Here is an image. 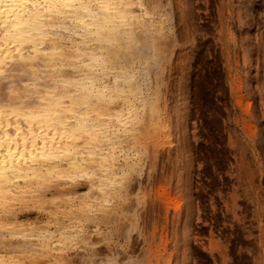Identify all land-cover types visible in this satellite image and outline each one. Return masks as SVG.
Wrapping results in <instances>:
<instances>
[{
	"label": "rangeland",
	"instance_id": "1",
	"mask_svg": "<svg viewBox=\"0 0 264 264\" xmlns=\"http://www.w3.org/2000/svg\"><path fill=\"white\" fill-rule=\"evenodd\" d=\"M191 3L196 56L181 69L184 61L174 52L190 51L191 43L173 14L161 40L166 58L159 70L152 66V91L145 93L154 96L159 117L136 127V166L126 167L128 175L99 211L83 205L91 204L90 179L51 181L23 210L16 206L13 223L56 235L65 227L77 238L64 247L55 243L50 253L22 246L29 251L20 256L12 248L23 241L8 240L0 247L3 260L264 264V0ZM30 78L11 74L0 84V96L7 83L28 88Z\"/></svg>",
	"mask_w": 264,
	"mask_h": 264
},
{
	"label": "bare ground",
	"instance_id": "2",
	"mask_svg": "<svg viewBox=\"0 0 264 264\" xmlns=\"http://www.w3.org/2000/svg\"><path fill=\"white\" fill-rule=\"evenodd\" d=\"M8 3L9 0H4L3 5H0V22L4 25L0 27V70L5 74L0 76V84L10 77L9 74H19L25 67L36 68L37 71L35 78L29 79L28 88L21 85L14 88L11 85L12 89H15L12 103L0 104V158L7 156L9 146L15 153L18 143L22 149L25 140L31 142L33 139L38 146L46 148L47 153L59 155L61 158L58 161L43 162V167L37 165L35 179L27 181L29 188L40 195L49 182L63 181L54 178L57 174L68 175L74 172L75 169L69 162L77 161L78 167L91 177L90 189L93 191H90L93 193L92 198L88 199L91 204L83 205L89 209L96 205L99 211L101 203L111 200L110 196L115 187L128 175L126 167L132 168L137 164L131 163L132 154L138 157L140 150L136 127L147 121L152 123L154 117H159L157 106L153 105L154 96H145V93L152 89L151 72H155L151 70L152 66L159 70L161 62L164 61L162 57L166 56L161 40L165 38L164 30L168 29L166 26L173 20L172 17L175 16L178 26L182 23L181 27L186 29L187 41L191 43L190 51L179 49L174 52L176 59L178 57L184 61V67L181 69L186 71L189 60L196 56V51H191L199 46L191 0H153L151 3H146L145 0H124L125 7L105 13L110 19L104 24L91 15L97 11L95 8L87 12L82 9H63L64 17H54V20L59 22L58 26L49 27L53 22L45 21L42 31L36 28L30 35L22 33V30L15 26L11 31L8 30L9 24L15 25L22 18L21 15L9 13ZM27 12L28 9H25L23 15L26 16ZM44 15L47 16L48 13L45 12ZM81 20L83 23H80ZM15 33L21 35L17 37ZM173 45L176 46L177 43ZM148 59L153 64L148 62ZM139 60L142 61L140 68L135 66V61ZM158 78L156 77V80ZM157 83L160 82L157 80ZM185 84L181 83L182 90ZM105 85L108 86V92L98 95ZM114 87L119 89L115 95L112 91ZM161 87L159 86L160 89ZM160 89L157 92L161 91ZM26 93L39 95V100L31 112H25L18 107L20 98ZM116 96L120 98L116 99ZM85 104L86 107L83 106ZM57 111L61 113V118L55 124L39 118ZM26 116L33 118L26 120ZM77 120L87 121V127L90 130L95 128L98 132L97 140L87 149L83 147L79 135L71 138L70 134L65 132V126L70 133L77 126ZM85 160L90 163H79ZM119 161H122V166ZM49 173L53 175L49 176ZM28 174V167H21L15 183L24 185L23 177ZM5 175L7 176V173ZM9 187L14 188L15 185H8L6 182V200L24 199V203H27L35 197L10 195ZM169 202L168 198L167 203ZM15 217H4L0 224L16 235L26 234L29 237L28 240H22L23 245L18 244L12 248L13 253L19 254L18 256L29 251L22 250V246H38L37 249L50 253L57 249V243L58 246H67L72 237H75L65 227L59 229V234L56 235L44 229L36 230L34 226H21L16 224L17 222L13 223L12 218ZM6 244L3 241L0 247ZM16 258L10 257L9 261L12 264H21L19 260L14 261Z\"/></svg>",
	"mask_w": 264,
	"mask_h": 264
},
{
	"label": "snow or ice",
	"instance_id": "3",
	"mask_svg": "<svg viewBox=\"0 0 264 264\" xmlns=\"http://www.w3.org/2000/svg\"><path fill=\"white\" fill-rule=\"evenodd\" d=\"M4 0H0V5H3ZM124 0H9L7 4V9L11 15H21L22 18L19 19L15 25L9 24L8 30L15 26L22 30V33L31 34L33 29L39 28L41 31L44 29V22L45 21H52L53 23L48 25L49 27L58 26L59 22L54 20V17H64L65 13L62 11L63 9H82L84 11H89L92 8H95L97 11L92 12L91 15L99 20L102 24L107 23L110 19V16L105 15V13H110L112 11L118 10L120 8L125 7ZM28 9V12L23 15L24 10ZM48 13L47 16L44 13ZM80 23H83L81 20ZM3 23L0 22V27H3ZM67 30V29H65ZM17 37L21 35V33H15ZM46 38V37H44ZM43 63V62H41ZM36 68L28 69L25 67L24 69L20 70L19 75L23 76L26 73H29L33 78L36 75ZM4 72L0 70V76H4ZM11 75V74H9ZM118 85V81L116 82ZM27 87V85H25ZM6 88V95L0 96V104L2 103H12V97L15 93H13V89L11 83H7L5 85ZM108 86L105 85L103 89L100 90L98 95H103L104 93L108 92ZM113 94L115 95L118 93V87L113 88ZM119 96H116V99H119ZM39 100V95L33 96L31 93H26L24 96L20 98V102L18 103V107H21L25 112L33 111L34 105ZM115 103V100L112 101ZM76 106V103H73V107ZM86 107L87 105H83ZM2 110V109H0ZM75 113H73V116ZM31 116H26L25 119L29 120L32 119ZM43 119H47L51 123L55 124L61 118L60 112H49L43 117H39ZM76 127H74L71 132L69 133L68 128L65 126V132L70 134L71 138L77 137L83 142V147L87 149L93 142L97 140L98 132L95 128L91 130L87 127V121L84 120H77ZM91 138V139H86ZM30 144V146H29ZM16 152L13 153L11 150V146H9V151L7 156L0 158V220L4 217H12L16 214L17 208L15 206H19L20 210L24 208V199H14V200H6L5 199V186L6 182L8 185H15V187H9L8 192L10 195L16 197H28L29 195L38 197L40 195L39 192H33L31 188L28 186V179H35L36 172H37V165L43 167V162L47 161H58L60 160L59 155H53L47 153V149L40 147L36 144L35 139L31 142L28 140L24 141L23 148L21 149L20 144L16 145ZM35 153V154H34ZM103 159V157H102ZM22 162V163H21ZM71 167L75 169L74 172L69 173L68 175L64 174H57L54 178L55 179H68V180H76V179H84L89 178L88 173L86 171L81 170L78 167V162L73 160L69 162ZM79 163L82 164H89L90 162L85 160ZM94 163V161L92 162ZM27 166L29 169L28 176L23 177L25 179L24 185L16 184L15 181L18 177V173L21 167ZM51 167V164L48 165ZM67 171V170H65ZM59 172V170H58ZM7 173V176L5 175ZM52 173H49V176H52ZM51 187V182H49V188ZM47 190V189H46ZM10 223V222H9ZM29 237L24 235H16L14 232L10 231L9 228L3 227L0 224V243L3 241L8 240H28ZM32 239H38L37 237H32ZM38 246H32L31 251L35 252ZM0 264H12L11 261H5L0 259ZM79 264V262H78ZM92 264H117L115 260H101V261H93ZM119 264H142L141 260H133L129 259L128 257H124L122 260L119 261Z\"/></svg>",
	"mask_w": 264,
	"mask_h": 264
}]
</instances>
